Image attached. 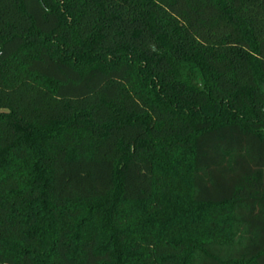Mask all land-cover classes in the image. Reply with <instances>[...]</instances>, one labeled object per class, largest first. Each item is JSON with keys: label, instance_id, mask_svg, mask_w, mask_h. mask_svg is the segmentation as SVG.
Instances as JSON below:
<instances>
[{"label": "trees", "instance_id": "trees-1", "mask_svg": "<svg viewBox=\"0 0 264 264\" xmlns=\"http://www.w3.org/2000/svg\"><path fill=\"white\" fill-rule=\"evenodd\" d=\"M0 264H264V0H0Z\"/></svg>", "mask_w": 264, "mask_h": 264}]
</instances>
